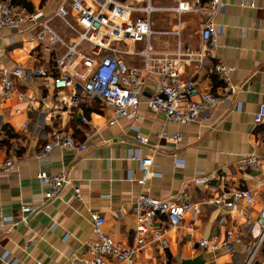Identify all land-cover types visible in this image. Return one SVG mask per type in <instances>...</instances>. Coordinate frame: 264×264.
<instances>
[{
    "label": "crops",
    "instance_id": "crops-1",
    "mask_svg": "<svg viewBox=\"0 0 264 264\" xmlns=\"http://www.w3.org/2000/svg\"><path fill=\"white\" fill-rule=\"evenodd\" d=\"M10 1L31 12H41V22L47 21L66 43L73 42L75 34L55 16L61 0ZM223 1L224 13L216 19L220 27L216 55L232 69V82L238 91L229 103L219 104L186 125L166 123L161 113L151 111L148 101L154 94L156 78L150 75H145L140 90L135 121L121 119L108 126L111 109L82 97L75 107L55 98L42 102L49 91L31 71L40 68L55 74V59L66 49L57 46L52 53L40 47L30 33L0 29V74L21 68L25 76L17 80L15 90L29 101L26 105L18 104L14 97L0 98V163L10 159L15 164L13 171L0 176V264H6L4 255L15 264H87L91 215L95 214L105 219L103 230L113 241L132 246L135 219L131 206L140 194L162 201L185 195L202 207L198 215L187 216L179 228L171 229L159 218L152 226L166 232L168 249L162 251L150 244L133 257L132 264H249L255 247L252 264H264V240L257 244L261 228L255 225L260 204L247 215L226 213L208 204L220 192L238 189L252 191L260 203L264 199V123L254 121L264 105V0H252V8L242 4L247 0ZM204 18L195 13H153V51L173 54L179 48L199 52ZM141 49L142 45L133 47L136 52ZM124 59L131 68L142 70L140 57L127 55ZM180 75L201 90L217 93L221 86L210 71L209 61L184 63ZM64 93L74 91L67 89ZM82 117L88 125L80 122ZM27 120L29 125L24 128ZM55 130L86 141L87 151L75 154L53 150L40 155ZM161 131L169 136L178 133L180 141H157ZM137 136L148 139L141 150L144 155H153L152 170L157 173L142 186L136 182L141 178L139 162L129 157L137 147ZM249 155L259 158L260 169L243 173L237 165ZM38 173H65L69 182L57 197L46 200L47 189L40 186ZM76 185L80 199L74 197ZM24 206L36 210L21 223L26 216L21 213ZM5 218L18 225L3 223ZM219 219L225 223L219 224ZM190 221L192 230L186 227ZM227 231L232 234L230 239ZM200 238L216 241L219 248L214 252L199 248ZM107 264L120 263L109 258Z\"/></svg>",
    "mask_w": 264,
    "mask_h": 264
},
{
    "label": "built area",
    "instance_id": "built-area-1",
    "mask_svg": "<svg viewBox=\"0 0 264 264\" xmlns=\"http://www.w3.org/2000/svg\"><path fill=\"white\" fill-rule=\"evenodd\" d=\"M153 0H127L124 3L116 0H61L55 16L60 18L65 25L75 34L72 43H66L48 25L47 21L41 22V12H31L21 4L12 3L10 0H0V29L30 33L38 45L52 53L56 47L66 49L65 53L55 59V74L49 75L47 71L36 68L31 71L34 77L44 81L48 98L58 99L60 103L77 106L82 98L96 100L111 109L108 126H114L121 119L135 121L138 118L140 105V90L145 85V75L156 78L154 94L148 101V106L154 113H161L166 123L186 125L196 122L203 114H207L221 103H229L238 91L231 78L232 69L216 55L220 27L216 19L224 13L223 0H192L186 2L177 0V5L172 8H155ZM243 5L252 8L254 3L247 0ZM159 11L172 12L177 15L195 13L203 15L199 38L202 48L199 52L191 49L182 51L177 49L173 54H158L151 47L153 35L151 17ZM69 16L75 20L74 26L69 24ZM135 45H142L138 52L133 50ZM138 56L142 60V70L131 68L124 57ZM196 61L202 64L210 62V71L221 83L219 91L213 93L201 90L193 81L184 79L180 75L182 64ZM25 72L16 68L12 72L6 70L0 74V98L14 97L18 104H29L22 93L17 92L16 82L23 78ZM72 89L74 93L67 95L65 90ZM20 111H16L18 114ZM256 124L264 123V105L254 117ZM84 125L89 121L86 117L80 119ZM29 125L25 122L24 128ZM157 141L168 140L175 143L180 141V135H168L161 131L156 135ZM136 148L129 155L137 160L140 165L141 178L136 182L144 185L149 177H156L153 168V155H144L141 148L148 145V139L142 136L135 138ZM88 149L86 141L80 142L67 132L53 131L40 155H46L53 150L71 151L83 154ZM175 161V165H177ZM15 164L6 159L0 163V176L13 171ZM237 168L243 173L257 172L260 169V160L255 155L245 157ZM37 180L46 200L57 197L59 191L68 184L65 173L47 175L38 173ZM204 182L207 179L202 180ZM74 197L80 199L79 187H74ZM212 207L224 210L226 213H245L260 204V213L255 225L260 226L261 235L257 244L264 240V199L259 202L252 191L232 190L222 191L208 202ZM242 205V206H241ZM241 206V207H240ZM202 207L201 203H194L185 195L175 199L162 201L140 194L131 206L135 219V229L132 246H124L115 242L103 230L105 219L99 215H91L92 242L87 253L90 259L87 264H107V259H113L120 264H132L133 257L141 251L147 250L150 244H156L160 250L168 249L166 232L161 228L153 227L159 218L164 219L171 229L179 228L187 216H196ZM35 207L24 206L21 208L23 216L21 223H25L27 215L34 213ZM249 219V217L247 216ZM3 223H10L15 227L11 218H5ZM219 224L225 223L219 219ZM193 222H188L186 227L193 229ZM231 232H226V237L231 238ZM198 247L209 252L219 248L216 241L200 238ZM256 250V247L254 248ZM249 258H252L255 251ZM6 264H15L9 261L7 255L2 257Z\"/></svg>",
    "mask_w": 264,
    "mask_h": 264
},
{
    "label": "rangeland",
    "instance_id": "rangeland-1",
    "mask_svg": "<svg viewBox=\"0 0 264 264\" xmlns=\"http://www.w3.org/2000/svg\"><path fill=\"white\" fill-rule=\"evenodd\" d=\"M152 4L155 8H172L174 7V0H153ZM68 20H69V24L74 26L75 24L74 18L72 16H69ZM69 34H70V31L69 33H67V35L69 36ZM136 46L137 45L134 46V49L136 48Z\"/></svg>",
    "mask_w": 264,
    "mask_h": 264
},
{
    "label": "trees",
    "instance_id": "trees-1",
    "mask_svg": "<svg viewBox=\"0 0 264 264\" xmlns=\"http://www.w3.org/2000/svg\"><path fill=\"white\" fill-rule=\"evenodd\" d=\"M116 1L121 2V3H124V2H126L127 0H116ZM23 4H24V3H23Z\"/></svg>",
    "mask_w": 264,
    "mask_h": 264
},
{
    "label": "water",
    "instance_id": "water-1",
    "mask_svg": "<svg viewBox=\"0 0 264 264\" xmlns=\"http://www.w3.org/2000/svg\"><path fill=\"white\" fill-rule=\"evenodd\" d=\"M183 264H186V263H183Z\"/></svg>",
    "mask_w": 264,
    "mask_h": 264
}]
</instances>
